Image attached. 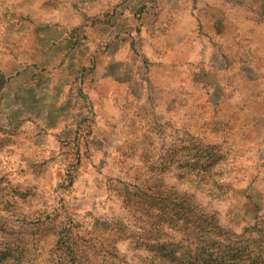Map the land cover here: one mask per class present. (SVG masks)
<instances>
[{"label": "rangeland", "instance_id": "1", "mask_svg": "<svg viewBox=\"0 0 264 264\" xmlns=\"http://www.w3.org/2000/svg\"><path fill=\"white\" fill-rule=\"evenodd\" d=\"M119 1L0 0V264H56L65 247L87 253L88 264H140L154 242L152 229L162 226L148 204L159 193H181L236 232L250 221L264 223V25L244 29L236 50L222 46L236 57L228 73L219 58L211 68L199 61L213 47L194 33L189 49L169 35L172 59L186 64L178 70L160 64L153 82L159 85L138 102L114 91L100 122L116 139L104 150L80 149L79 157L72 150L34 152L9 126L6 115L18 103L15 72L28 63L35 27L77 23ZM152 42L150 49L160 51L161 40ZM253 57L260 61L251 63ZM192 73L195 81L186 86L183 78ZM59 227L70 238L58 246Z\"/></svg>", "mask_w": 264, "mask_h": 264}, {"label": "crops", "instance_id": "2", "mask_svg": "<svg viewBox=\"0 0 264 264\" xmlns=\"http://www.w3.org/2000/svg\"><path fill=\"white\" fill-rule=\"evenodd\" d=\"M260 25H264V0H121L77 23L39 25L28 63L15 72L19 83L12 93L18 103L6 115L9 126L34 152L104 150V142L116 139L100 122L114 91L119 88L138 102L159 85L160 81L153 84L159 67L178 70L186 64L172 59L169 35L184 39L189 49L194 33L201 45L214 50L199 61L211 68L213 59L219 58L228 73L236 57H229L222 46H241L246 40L243 30L257 31ZM212 38L218 41L212 43ZM160 40L162 48L155 53L150 46L156 47L152 41L160 44ZM250 61L255 64L260 57ZM194 81V73L183 78L186 86Z\"/></svg>", "mask_w": 264, "mask_h": 264}, {"label": "trees", "instance_id": "3", "mask_svg": "<svg viewBox=\"0 0 264 264\" xmlns=\"http://www.w3.org/2000/svg\"><path fill=\"white\" fill-rule=\"evenodd\" d=\"M165 194L154 195L148 203L155 206L162 226L158 222L155 228H149L153 230L154 237L150 240L154 242L150 241L147 255L140 256V264H264V223L250 221L236 232L219 223L216 211L206 210L195 203L188 204L181 193ZM182 221H186L188 227H183ZM166 222L173 228L177 226L176 229L169 232L163 227ZM62 228L55 233L58 246L66 243L65 240L60 243L63 238L68 241L70 238L69 235L67 238L62 236L65 230L69 233L66 227ZM80 238L86 241L85 235ZM72 250L65 247L62 251H66L64 264L89 263L87 253L73 255Z\"/></svg>", "mask_w": 264, "mask_h": 264}]
</instances>
